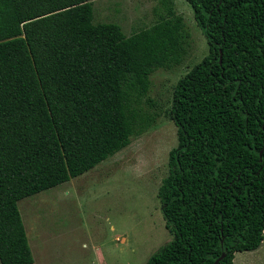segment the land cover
I'll return each mask as SVG.
<instances>
[{
    "label": "trees",
    "instance_id": "1",
    "mask_svg": "<svg viewBox=\"0 0 264 264\" xmlns=\"http://www.w3.org/2000/svg\"><path fill=\"white\" fill-rule=\"evenodd\" d=\"M93 0H0V263L34 264L19 202L95 169L155 123L151 76L190 35L174 0L127 37ZM209 54L175 86L158 192L172 241L146 264H234L264 242V0H186ZM222 57V63H220Z\"/></svg>",
    "mask_w": 264,
    "mask_h": 264
},
{
    "label": "rangeland",
    "instance_id": "2",
    "mask_svg": "<svg viewBox=\"0 0 264 264\" xmlns=\"http://www.w3.org/2000/svg\"><path fill=\"white\" fill-rule=\"evenodd\" d=\"M92 6L95 24H117L127 37L166 14L151 0H93ZM174 8L184 17L189 45L179 67L151 76L144 109L154 125L87 174L19 202L34 264H146L172 241L158 198L178 146L168 114L179 80L209 54L192 7L174 0ZM253 252H238L234 264H264V251Z\"/></svg>",
    "mask_w": 264,
    "mask_h": 264
},
{
    "label": "water",
    "instance_id": "3",
    "mask_svg": "<svg viewBox=\"0 0 264 264\" xmlns=\"http://www.w3.org/2000/svg\"><path fill=\"white\" fill-rule=\"evenodd\" d=\"M220 63H222V57H221ZM225 256H226V254L224 253V254L222 255V257H220V258L216 261L215 264H219V263L225 258Z\"/></svg>",
    "mask_w": 264,
    "mask_h": 264
},
{
    "label": "crops",
    "instance_id": "4",
    "mask_svg": "<svg viewBox=\"0 0 264 264\" xmlns=\"http://www.w3.org/2000/svg\"><path fill=\"white\" fill-rule=\"evenodd\" d=\"M260 251H264V242H263L262 246L258 250L253 252V254H258V253H260Z\"/></svg>",
    "mask_w": 264,
    "mask_h": 264
}]
</instances>
